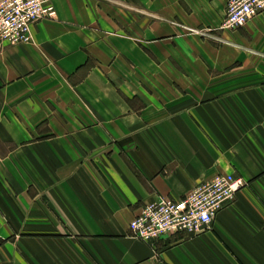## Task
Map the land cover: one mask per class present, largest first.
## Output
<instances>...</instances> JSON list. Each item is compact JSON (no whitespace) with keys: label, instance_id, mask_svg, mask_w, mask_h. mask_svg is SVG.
Returning <instances> with one entry per match:
<instances>
[{"label":"crops","instance_id":"crops-1","mask_svg":"<svg viewBox=\"0 0 264 264\" xmlns=\"http://www.w3.org/2000/svg\"><path fill=\"white\" fill-rule=\"evenodd\" d=\"M52 2L0 45V264H264V12ZM220 173L245 186L207 230L134 236L142 205Z\"/></svg>","mask_w":264,"mask_h":264},{"label":"built area","instance_id":"built-area-1","mask_svg":"<svg viewBox=\"0 0 264 264\" xmlns=\"http://www.w3.org/2000/svg\"><path fill=\"white\" fill-rule=\"evenodd\" d=\"M262 12L264 0H227L221 29L240 28ZM56 15L51 0H0V45L30 42L33 25L45 18L54 19ZM187 29L220 41L209 29ZM244 186L243 178L219 174L195 185L182 199L162 196L145 203L130 222V228L135 237L145 242L178 232L199 234L212 226L218 213L235 201ZM1 241L0 238V244Z\"/></svg>","mask_w":264,"mask_h":264},{"label":"rangeland","instance_id":"rangeland-1","mask_svg":"<svg viewBox=\"0 0 264 264\" xmlns=\"http://www.w3.org/2000/svg\"><path fill=\"white\" fill-rule=\"evenodd\" d=\"M52 1V0H51ZM53 3V2H52ZM55 6V5H54ZM56 8V7H55ZM57 11V10H56ZM257 16V15H256ZM56 17H57V15H56ZM45 19H51V18H45ZM55 19V18H54ZM223 24V23H222ZM222 26V25H221ZM221 29V28H220ZM237 29H239V28H236V29H226V30H237ZM210 30V29H209ZM221 30H225V29H221ZM211 33H215L214 32V30H211ZM202 35V37H205V38H209V39H212V38H210V37H208V36H205L204 34H201ZM32 41V40H31ZM220 174H224V173H220ZM227 174V173H226ZM217 175H219V174H217ZM216 175V176H217ZM234 176V175H233ZM236 177V176H235ZM241 178V177H240Z\"/></svg>","mask_w":264,"mask_h":264}]
</instances>
